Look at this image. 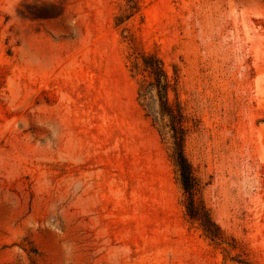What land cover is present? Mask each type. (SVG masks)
<instances>
[{"label":"rangeland","instance_id":"1","mask_svg":"<svg viewBox=\"0 0 264 264\" xmlns=\"http://www.w3.org/2000/svg\"><path fill=\"white\" fill-rule=\"evenodd\" d=\"M143 54L177 71L218 243ZM0 264H264V0H0Z\"/></svg>","mask_w":264,"mask_h":264},{"label":"trees","instance_id":"2","mask_svg":"<svg viewBox=\"0 0 264 264\" xmlns=\"http://www.w3.org/2000/svg\"><path fill=\"white\" fill-rule=\"evenodd\" d=\"M132 10L133 7L127 9L129 13ZM118 20L121 21V19ZM133 69L136 74L142 76L138 82L139 99L146 103L150 111L155 115V119L160 121L162 127L169 128L171 132L174 140L172 160L179 175L182 188L190 200L187 205L188 215L192 220L200 222L203 233L209 240L218 243L221 239L220 229L206 211H200L194 202H192L196 183L192 165L188 161L184 151L188 132L186 122L188 119L179 101L176 99V102L172 103L169 98L170 90L176 93L177 71H174V83H172L162 60L152 54H143L141 62L134 63Z\"/></svg>","mask_w":264,"mask_h":264}]
</instances>
